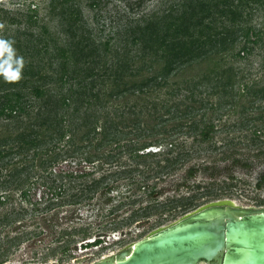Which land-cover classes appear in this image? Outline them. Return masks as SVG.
Wrapping results in <instances>:
<instances>
[{"label": "trees", "instance_id": "1", "mask_svg": "<svg viewBox=\"0 0 264 264\" xmlns=\"http://www.w3.org/2000/svg\"><path fill=\"white\" fill-rule=\"evenodd\" d=\"M79 1L50 0L52 12L56 10L60 17L61 31L71 37L72 48L68 50L71 52L72 67L68 64L69 60H64L58 63L56 75L42 74V57L48 55L52 64L51 60L56 55L63 56V49L49 51L46 46L42 50L43 46L39 47L33 34H29L32 39L27 40L24 50L31 58L39 55L37 63L33 60L27 68L23 67L27 72L16 82H6L0 78V120L17 121V126L22 128L15 135L0 137V206L7 205L14 199L8 193L13 186L21 187L20 198L27 199L30 190L22 189L21 176L26 170L27 176H30L29 171L34 166L28 163L33 162L37 156L48 157L41 160L39 166L42 169H45L44 165L53 166L64 155L78 160V164L85 163L88 166L96 162H99V167L112 165L122 154L135 162L110 176H103L83 187L80 185L74 194H65L67 189H63V185L57 189L52 185L44 186L47 197H69L68 201L73 205L84 198H92L103 182L130 177L134 172L145 174L143 182L152 177L161 179L183 169L188 161L198 157L202 151L187 148L178 141L179 135L191 136L194 140L200 139L203 142L210 140L216 133L214 120L205 112L225 107L234 108L237 100L248 93L249 97L252 96L249 98L251 100L247 99L249 104L264 100V86L245 87L242 91L234 79L235 68L230 64H219L227 56L242 57L252 53L259 35L255 27L247 24L244 13L249 15L247 7L264 8V0H169L166 8L137 18L128 19L121 15L114 22L120 23L119 28H115L117 34H114L117 42L113 45L115 54H105L104 58L98 52V43L91 39L89 31L84 30ZM150 1L152 0H133L128 5V11H140ZM97 3L98 0H91L89 5ZM223 19L233 26L227 27L222 22L227 29L218 31V20ZM36 20V16H27V22L31 25H35ZM84 31L87 32L86 35ZM45 32L48 34L47 29ZM39 36L40 34L36 37ZM38 41H41L40 38ZM119 43L122 49L117 46ZM239 44L242 46L238 52L232 54ZM103 45H108V42ZM17 46L22 52L20 44ZM93 54L97 57H92ZM101 57L103 59L99 60ZM94 64L101 65L103 81L111 85L106 92L94 90L97 85L95 76H98L92 68ZM201 64L208 65L206 73L199 74L196 78L169 81L181 73L184 75L188 68ZM53 82L60 83L58 92L45 88V85ZM67 84L70 87L63 91ZM235 88L239 91L236 92ZM163 89L168 97L158 100V103L153 101L148 104L146 99L158 98ZM211 96H216L219 101L212 102ZM129 98H135L138 102L120 107V113H116L114 118L108 112L101 114L95 109L105 107L111 100ZM36 100H39L38 104H35ZM126 115L133 116V119ZM165 115L168 118H164ZM142 116L147 120H143ZM23 117L29 118V121L23 123ZM127 120L130 124L125 122ZM169 123L172 124L171 127L166 128ZM249 123L250 120L245 117L240 125L248 126ZM130 126V131L125 130V127ZM41 128L44 130L43 135L39 134ZM78 130L80 133L77 144L74 138L75 131ZM132 134L133 138L130 137ZM254 134L256 135L255 131ZM255 137V141H259V136ZM64 140L71 148L60 155L56 153V149ZM112 144L114 148L104 150ZM162 146H166L163 152L151 151L153 147ZM114 150L117 152L113 153ZM148 160H154L156 165L150 167ZM238 163L239 160L234 161V164ZM140 164L147 168L140 169ZM197 169L188 168L187 176L194 178ZM91 172L84 170L82 174L88 175ZM72 176L73 174L67 175ZM262 187L264 174L257 182V188ZM13 190L14 188L11 192ZM106 192L110 193V189L107 188ZM149 195L154 197L155 192H150ZM147 209H152V206L133 210L130 218L122 223L128 225ZM26 214L25 208L0 212V233ZM18 239L19 236L9 235H5L4 239L0 238V264L5 262L3 260ZM102 241V238H96L93 242L84 243L82 248L96 247Z\"/></svg>", "mask_w": 264, "mask_h": 264}, {"label": "rangeland", "instance_id": "2", "mask_svg": "<svg viewBox=\"0 0 264 264\" xmlns=\"http://www.w3.org/2000/svg\"><path fill=\"white\" fill-rule=\"evenodd\" d=\"M131 1L133 0H98V3L93 6L89 5L91 0L79 1L84 30L89 31L91 39L98 43V52L103 58L105 54L108 56L115 54L113 45L117 42H115L114 34H117L115 28L120 24L114 23L116 18L121 15L128 19L137 18L142 14L166 8L171 0H152L143 9L134 13L128 11ZM51 8L50 0H0V36L14 39V47L17 54L24 58L25 68L33 60L37 63L39 59V55L31 58L24 50L27 40L31 38L29 34H33L39 47L43 46L42 50L46 46L49 51L63 49V56L56 55L51 60L52 64L48 60V55L42 57L40 62L42 74L56 75L60 62L69 60L68 64L72 67L71 52L68 50L72 48L70 45L72 42H70L71 37L61 31L60 17L57 11L52 12ZM252 8H246L249 12L248 16L244 13L247 24L255 27L259 35L258 43L254 46L252 53L242 57L227 56L224 62H219L222 65L230 64L235 68L234 79L242 91L245 87L264 86V8L262 6H258L257 9ZM27 16H36V24H29ZM223 20H218V31L227 29L225 26H233L226 19ZM86 31H84L85 35ZM38 34L41 36L38 37L40 42L36 37ZM105 42H108V45H103ZM17 44H20L22 52ZM117 46L122 49L121 43ZM241 46L242 44H239L231 53H237ZM92 57L97 56L93 54ZM207 66V64L193 66L188 68L184 75L181 73L169 81L196 78L199 74L207 72ZM92 68L98 74L95 76L97 85L94 90L108 91L111 85L103 81L101 65L94 64ZM23 70L22 74L27 72V69ZM59 87L60 83L57 82L45 85L47 90L54 92H58ZM69 87L70 84H67L63 91ZM235 89L236 92L239 91ZM165 92L166 90L163 89L158 98H148L146 101L148 104L153 101L158 103V100L168 97ZM248 95L239 98L234 108L225 107L205 112L214 120L216 126V133L210 140L202 142L200 139L194 140L191 136L179 135L178 141L184 143L187 148L202 150L198 157L188 161L183 169L161 179L152 177L145 182L142 181L145 174L137 172L130 177H119L115 181H109L107 178L92 198H84L74 205L68 201L69 197H47L44 194V192L47 193L44 186L52 185L57 189L63 185V189H67L65 194H74L80 185L83 187L103 176H110L120 169L132 166L135 162L133 163L126 154H122L112 165L99 167V162H96L90 167L85 163L78 164V160L64 155L51 167L43 164L45 169H42L43 167L39 166L40 162L48 157L37 156L33 162L28 163L34 166L29 171L30 176H27V170L21 176L22 189L30 190L27 199L20 198L21 187H14L13 184L14 190L11 192V188L8 193L13 195L14 199L9 204L0 206V212L12 208L27 210L23 218L13 225L6 226L0 233L1 239H4L5 235L19 236L10 249V253L3 260L5 261L3 264H86L115 254L154 230L174 223L210 202L227 199L241 207H264V187L257 188L258 179L264 174V100L260 99L249 104L247 99L252 96ZM31 97L35 100L33 96ZM210 100L215 102L217 97L211 96ZM38 101L36 100L35 104H38ZM136 102L138 100L135 98L111 100L104 105L105 107L95 109L101 114L108 112L114 118L116 113H120L122 109L120 107ZM245 117L250 120L248 126L244 125L245 123L240 125ZM129 118L133 119V116ZM141 118L147 120L143 116ZM164 118H168V115ZM28 121L29 118H22L23 123ZM125 122L130 124L128 120ZM17 125L18 122L14 120H0V137L20 132L22 128ZM171 125V123L167 124L166 128H170ZM125 130L130 131L131 126L125 127ZM254 131L259 136V141H255ZM43 133L44 130L41 128L39 134L43 135ZM79 133V130L75 131L74 139L77 144ZM133 134L130 135L131 138L134 137ZM70 148L71 146L65 144L64 140L56 149V153L65 154V151ZM112 148L114 144L106 146L104 150L109 151ZM165 149L166 146L153 147L151 151L163 152ZM235 160H239V163L234 164ZM148 161L150 167L156 165L154 160ZM145 166L140 164L139 168L146 169ZM190 167L198 168L194 178H189L186 174V170ZM84 170L92 172L84 175L82 174ZM69 174L73 176L67 177ZM107 188L110 189V193L106 192ZM150 192H155L154 197L149 195ZM147 206H152V209L139 213L140 217L134 218V221L131 220L128 225L122 223L123 220L130 218L133 210ZM35 208L38 210L35 211ZM96 238L103 239L100 245L82 248L84 243L93 242Z\"/></svg>", "mask_w": 264, "mask_h": 264}, {"label": "water", "instance_id": "3", "mask_svg": "<svg viewBox=\"0 0 264 264\" xmlns=\"http://www.w3.org/2000/svg\"><path fill=\"white\" fill-rule=\"evenodd\" d=\"M86 264H264V207L210 202Z\"/></svg>", "mask_w": 264, "mask_h": 264}, {"label": "clouds", "instance_id": "4", "mask_svg": "<svg viewBox=\"0 0 264 264\" xmlns=\"http://www.w3.org/2000/svg\"><path fill=\"white\" fill-rule=\"evenodd\" d=\"M12 38L0 36V78L6 82H16L21 79L24 58L17 54Z\"/></svg>", "mask_w": 264, "mask_h": 264}]
</instances>
